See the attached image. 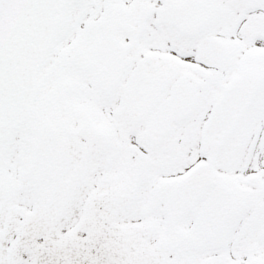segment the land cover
I'll return each mask as SVG.
<instances>
[{
    "label": "snow or ice",
    "instance_id": "6c2138e0",
    "mask_svg": "<svg viewBox=\"0 0 264 264\" xmlns=\"http://www.w3.org/2000/svg\"><path fill=\"white\" fill-rule=\"evenodd\" d=\"M0 264H264V0H0Z\"/></svg>",
    "mask_w": 264,
    "mask_h": 264
}]
</instances>
